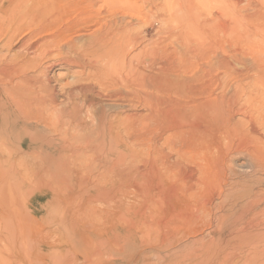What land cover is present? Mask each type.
I'll use <instances>...</instances> for the list:
<instances>
[{
	"label": "bare ground",
	"instance_id": "1",
	"mask_svg": "<svg viewBox=\"0 0 264 264\" xmlns=\"http://www.w3.org/2000/svg\"><path fill=\"white\" fill-rule=\"evenodd\" d=\"M2 1L0 8L7 5V10L1 15L0 43L8 47L6 50L10 53L20 37L21 51L17 50L20 53L9 58L0 56V152L10 150L25 157L32 153L46 155V163L39 159V168L44 166V173L53 182L38 180L30 196L55 194L52 206L58 212L68 202H80L81 205L70 214L74 220L65 217L64 211L60 212L63 216L59 213L53 218V223L58 232L64 224L61 219H68L70 224L64 231L69 236L74 229H82L87 224L91 226L90 233L83 230L85 233L79 245L94 242L97 249L90 254L91 260L88 258L82 264H264V70L259 68L258 72L262 74L257 77L255 88L251 84L253 88L248 90L241 91L237 87L239 89L225 95L216 94L205 75L180 81L177 71L182 68L173 71L175 75L161 73L167 76L161 78L163 75L152 68L144 70L140 65L139 42L126 30L131 23L126 21L130 15L128 0H104L105 8L109 9L106 12L119 16L117 28L103 27L84 34L83 47L69 53L70 56L62 61L63 65L48 64V68L65 69L72 78L65 83L55 81L46 74L48 68L45 70L44 63L42 66L37 63L41 60L38 61L36 55L41 48L55 45L60 36L68 34L71 25H64L50 36L38 37L51 32L54 22L62 17L65 0ZM84 3L89 10L95 4L93 0ZM171 7L169 11H172ZM192 8L195 11V7ZM118 24L122 27L118 28ZM195 27L190 28V24L185 27L187 38L182 48L183 57L193 56L187 48L190 36L205 34L201 33L200 27L196 30ZM207 35L213 40V33ZM214 35L221 38L220 34ZM193 39L199 43L196 37ZM205 39L201 38V41ZM210 39H206L207 42ZM213 41L211 45L216 44V40ZM192 45H189L190 49ZM66 47L64 53L71 50L70 46ZM130 47L133 54L129 52ZM57 49L60 56L61 48ZM153 50L155 55L157 50ZM231 71L228 72L231 74ZM195 82L201 85H193ZM55 83L59 84L60 92ZM128 102L134 112L122 117L129 107ZM142 103L149 110L146 119L137 112ZM157 130L161 135L148 139L151 143L145 144L146 151L153 147V152H150L149 160L143 162L139 175L125 170L120 172L121 180L129 178L133 181L128 190L136 186L131 194L139 199V209L130 211L129 217L123 213L117 216L116 226L111 228L109 222L106 224L109 221L107 211L89 209L88 205H94L98 200H94L88 189L90 177L82 170L98 165L116 171L124 166V149L136 148ZM162 132L167 135L164 139L167 148L173 147L177 151L176 157L171 155L172 150L159 148ZM112 154H116L115 159H110ZM80 160L81 164L76 165ZM102 177L106 178V175ZM98 196L103 199L101 204L110 200L105 191ZM94 218L106 223H93ZM33 226L31 224V228ZM72 237L65 239L61 235L59 241L63 246L51 251L47 243L35 253L37 243L26 238L32 250L28 264H77L80 255L74 249L78 251L80 247Z\"/></svg>",
	"mask_w": 264,
	"mask_h": 264
},
{
	"label": "rangeland",
	"instance_id": "2",
	"mask_svg": "<svg viewBox=\"0 0 264 264\" xmlns=\"http://www.w3.org/2000/svg\"><path fill=\"white\" fill-rule=\"evenodd\" d=\"M84 1L85 0H65L64 8H63L64 11L61 13L62 17L57 18V22L56 21L54 22V27L50 29L51 32L47 31L38 37L40 39V38H44L45 35L50 36L51 33L57 32L60 29H62L64 25L65 26L71 25V31L68 32V34H64L60 36L58 42L55 45L52 46L49 44L47 47L41 48L39 50L40 53L38 51L39 54H37L36 56L38 61L41 60V62L39 61L37 63H39L41 66L44 63L43 67L45 68V70L49 67L50 64H53L54 62H55L54 64H60V66L63 65L62 61L64 60V58H67V56H70L69 53H73V50L75 51L80 50V47L82 48L83 47L82 44H84V41L82 40V36L84 34H89L90 31H91L90 33H92L93 31H99L100 28L102 30L103 27L105 29L106 27L108 28L110 26L113 27L112 29L114 30L117 28V22L119 23L118 21L119 16L115 17L114 15L115 13L106 12L109 11V9L105 8L106 6H104L105 4L104 0H93L95 4L92 10H89V8L87 7L88 5L84 3ZM2 2L3 1L1 0L0 6ZM127 3L129 5L127 6V9L129 11L128 15L129 14L130 15L128 18H126V21L129 23L131 21V23L129 24L126 30L131 35V37L136 38L137 41L139 42V48H138L139 51L137 50V52L139 53L140 56L143 54L142 55L143 59L142 57L139 56V60L142 68L143 69L145 68L144 70H148L149 68H152L153 71L157 74L163 73L164 75H169V73H171V75L172 74L175 75L176 73L173 71H177L179 68H182L177 71V75L180 76V81L183 80L185 81V79L187 78H188L187 80H191V79L195 80L200 77L203 78L205 75V80L209 81L210 87L212 88L214 87L213 89L215 93L219 95L229 94L237 87H239L240 90L242 89L241 91H243V90L251 89L252 86L253 87L257 86V77L259 78V76L262 74L258 72L259 68H261L260 70H264V0H184V1L183 0H128ZM171 4L174 6V7L172 6L174 9H172ZM6 6L7 5H4L3 8H0V21H2L1 15L3 14V12L7 10ZM170 7L172 11H169ZM192 7H195V11H197L196 13H193L195 11L194 8ZM186 9H188L189 12ZM185 10L189 13V17L192 16L191 18L187 16V12ZM99 12L103 14L100 16ZM130 12L133 13L131 14ZM135 12L136 14H139V16L136 15ZM87 15L91 16L92 18L88 17ZM134 16L135 17L138 16V17L135 18ZM98 17L100 18L99 21H97ZM192 18L194 19L191 20ZM183 19H185L186 21L188 20L187 25H186V21ZM126 21L125 23L127 24ZM106 22L107 24H104ZM188 23L190 24V28L196 26L202 29L201 30L202 32L201 31L200 32L202 34L203 33L205 34L201 36L200 34L197 33L202 38V40H204L205 38L210 39L207 33L209 32H211V34L213 33L212 39L216 40V44L211 45V42L213 40L210 39L211 41L209 40L210 42H207L208 40L205 39V41L208 43L207 44L205 41H201V38H199V36H197L196 34H194L193 36L191 35L193 38L196 37L199 43L203 42V44L205 43V45H201L202 43L199 44L198 42L195 43L196 39H193L190 36V42L187 43V48H189L188 50L191 52V54L193 52L192 54L193 56L192 57L191 55H188L187 57H183V55L181 56V54H183L182 48L184 46L183 45L184 40H186L187 38L186 36L187 29L185 27L189 25ZM191 24L194 26H192ZM206 24L211 28H207ZM120 27H122L121 24H118V28ZM196 27L194 28L195 30L197 29ZM218 28L220 30H218ZM194 29L191 32H193ZM214 29L217 30L214 31ZM214 34H216V36L220 34L222 39L218 38V36L214 37L215 36ZM19 40L20 37L13 44L16 45V47L11 51L12 53L11 52L8 53L7 51L8 47H3V44L0 43V56L3 58L6 57L9 58L11 56H14L13 55L14 53L16 54L19 51H21L20 49L21 43ZM214 42L215 41H213L212 43ZM67 45L68 47L69 46L71 47V50L70 51L66 50V52L64 53V50L67 48L66 47ZM189 45L193 46V47L191 46L192 47L191 49H193L194 51L190 49ZM62 46L65 48H63ZM200 46L203 47L201 48ZM206 46H208V48ZM57 47L61 49L63 48L62 50L60 49V51L62 52L60 56L57 55L58 54ZM129 49H130L129 52L133 54L134 52L132 48L130 47ZM151 49L152 50L154 49L153 52L157 50V52L155 51V55L152 53ZM196 50L198 56H195L197 54ZM202 50L203 52H208V51L209 52L205 54L201 52ZM150 55L152 56L151 57L152 59H149L150 61H148V57L150 58ZM45 56L47 57L46 59ZM31 57H35V56L31 55ZM153 57L155 59H153ZM188 57L194 59V61L189 59ZM60 58L62 60H60ZM186 58H188L187 59L188 62L185 61ZM170 68L172 70L171 72L169 70ZM224 68H226L227 70ZM229 70H233L231 71V74L228 72ZM68 73H69L68 71H66L65 69H61L59 66L51 67L48 68V70H46V74L49 77L52 76L54 78V79L52 78L53 80L55 81L62 80L64 81V83L66 81H71L72 79L71 76H69L70 73L69 74ZM164 75L161 78L167 77ZM54 85L58 87V88L56 87L58 90L59 84L55 83ZM193 85L200 86L201 84L195 82V84ZM58 91L60 92V89ZM143 92L145 93L146 91L144 90ZM129 103L130 102H128L127 104ZM130 105L131 104H129V107L127 106V108L124 110V114L122 117H124V115H127L128 113L130 114L134 112V110H132ZM147 110L148 108L145 106V104L142 103L138 108L137 112L141 115V117H144L143 119H146V117L149 114V110L148 111ZM159 134L160 132L157 130V132H154L153 135L150 134L151 136L150 135L146 136L149 138L145 137L147 140L144 139L140 145L136 146V148H132L128 150L127 148L124 149L125 152L124 154L126 155L125 163L123 164L124 166H121L116 171L112 169L110 170V168L103 169V167L100 168V166L98 165H93L90 170H86V171L82 170L83 172L86 173V176L90 177L88 182V189L91 191V194L94 195L93 196L95 197L94 200L95 199H96L95 201L100 200L98 204L97 201L93 203L94 205L92 204L88 205L89 209L92 207L98 210L101 209L102 212L105 210L109 213V219H108L109 221H107V223L104 220L98 219L99 217L91 220L93 223L95 222L98 224H105V223L108 224L109 222L110 223L109 225L111 226V228H113L116 226L118 219L117 216H121L123 213L124 215L129 217L131 216V214H129L130 211H133L136 208L139 209V199H137L133 194H131L133 193L134 189H136L135 188L136 186L128 190L132 186L133 181L131 179L129 180V178L125 180L124 179L121 180L120 177H122V175L120 174V172H124L123 170H125L126 172L127 171L129 173L131 172V174L133 175L136 172L138 176L141 171V168L143 167V162L146 163L149 160L148 156L152 154L150 152H153V147H151L152 151L150 148L149 150L146 151V148L148 149V147H146L147 145L145 144H149L150 140L148 141V139H153ZM166 136L167 135L162 132V136L160 137H162L163 139L159 140L160 142L158 141L159 148L168 147L165 143L166 140H164ZM56 139L60 140V138H56ZM162 143L163 144L165 143L164 144L165 146ZM144 145L145 147H143ZM164 150L165 151L172 150L171 151L172 153L170 151L169 152L171 153V155L173 154V156L177 152L175 151V149L173 150V147ZM115 155L116 154H112L110 156V159L111 158L115 159L116 158ZM2 156L4 159L2 158ZM21 156L23 160L21 159ZM26 156L27 157H25V155L23 156L16 152H10V150L0 152V191H1L0 192V264H28V255L29 253H31L32 250H31V245L27 242L26 238L28 240L30 239L29 241H32L33 243H37L36 245L37 250H34L35 253L36 251L40 252V249L43 247V245L47 243L49 244L48 246L51 251L55 248L58 249L57 246L58 247L63 246L64 244L60 243L59 241V237L61 235L65 239L66 237L73 236L72 238L74 240H77L78 242L77 246L80 247L78 251L74 249V251L79 253L80 255L79 257L80 259L76 261L77 264H82L84 260L86 259L89 260L88 258H90L91 260L90 256L92 255L90 254L96 251L95 250L97 249L96 243L93 242L89 244L88 242H84L83 246L79 245V240H81L83 234L85 233L83 232V230H87V233H90L89 230L91 229V226L87 224V226L82 229H77V230L74 229L71 232V236L68 235L67 231H64L69 227L70 224V221L68 219L65 221L64 218L67 217L74 220L72 217H70V214L72 213V210L77 208V206L81 205L79 204L80 202L78 201L76 202L74 201L72 203L68 202L67 205L65 204L62 205L60 207L61 209L59 208L60 211L58 212L55 210V207L52 206L54 204L53 200H55V194L47 192L42 194H36L35 196L31 197L32 195L30 196V192L35 188L36 186L35 183H37L38 180L42 179L47 182H53V181H51L50 176L47 175V173H44V166L43 168L42 167L39 168V166H41L39 165L41 163V162L39 163V159H42L44 163H46L45 162L46 155L32 153V154H27ZM133 156L136 159L135 158L133 159ZM176 156L177 155H175L174 157ZM137 157L140 158L137 159ZM94 160H97L95 156H94ZM80 164H81V160L76 162V165H80ZM27 169H30V171L29 170L27 171ZM18 171H20V173ZM91 172H93L92 175ZM110 172H112V174H110ZM106 173L108 174V179ZM127 173H125L124 175H126ZM104 175H106V178L102 177ZM114 176L116 177V179H114L115 178ZM15 178L19 181L17 182ZM96 178L98 179L97 181ZM117 180L120 182H118ZM123 183H125V185ZM91 187H93V189H91ZM102 191H105L106 196L110 198V200L106 199L107 204L102 203L103 205L101 204L103 199L98 196V194L101 193ZM79 192H81V189L79 190ZM126 194H130V195H126ZM23 197L25 199H23ZM61 199L64 200V198ZM64 211L66 212L67 216L61 219L64 222L63 227H61L62 229L60 228V230L56 232L54 230L55 224L53 223L54 221L53 218L57 216L60 212H64ZM51 212L53 213L49 215V213ZM60 214H62L63 216V213ZM31 224H34L33 228H31ZM29 228H31L32 230V237H30ZM62 250L66 251V248H63ZM65 254L66 253H63L62 255ZM43 264H48V263L44 262Z\"/></svg>",
	"mask_w": 264,
	"mask_h": 264
}]
</instances>
